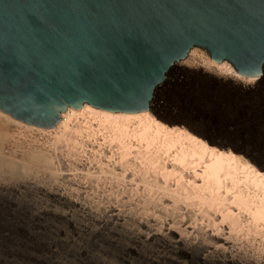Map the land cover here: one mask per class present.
Segmentation results:
<instances>
[{
  "label": "bare ground",
  "instance_id": "obj_1",
  "mask_svg": "<svg viewBox=\"0 0 264 264\" xmlns=\"http://www.w3.org/2000/svg\"><path fill=\"white\" fill-rule=\"evenodd\" d=\"M185 81L201 99L205 111L201 117L210 127L186 124L191 118L164 115L167 92ZM263 104L264 65L257 77L241 75L230 61H215L206 48L195 46L170 67L146 111L109 112L86 102L78 109L68 106L52 128L32 126L0 111V177L2 172L9 179L42 169L58 172L54 157L60 156L74 164L70 170H79L97 185L117 188L114 193L135 195L140 203L166 211L182 208L189 213L181 226L155 228L149 220L128 219L113 208L97 213L86 207L85 198L49 183L27 188L66 208L58 214L69 219L72 232L49 222L56 234L50 241L40 239L43 222L17 221V232L5 231V237L19 244L20 240L26 245L38 242L39 256L53 257L52 264H115L114 258L121 264H136L137 258L140 264H264V156L250 125L260 118ZM208 110L226 114L213 121ZM12 130L33 135L34 144L20 160L4 153ZM48 139L51 145L45 148ZM2 183L1 196L9 190V184ZM24 185H17L14 193L20 194ZM73 212L87 213L88 222L73 220ZM187 222L198 225L196 231L208 226L212 230L193 242L184 227ZM220 227L229 230L228 237L212 233ZM230 239L241 242L239 254ZM53 243H62L66 250Z\"/></svg>",
  "mask_w": 264,
  "mask_h": 264
},
{
  "label": "water",
  "instance_id": "obj_2",
  "mask_svg": "<svg viewBox=\"0 0 264 264\" xmlns=\"http://www.w3.org/2000/svg\"><path fill=\"white\" fill-rule=\"evenodd\" d=\"M264 65V0H0V111L52 128L67 107L149 109L190 50Z\"/></svg>",
  "mask_w": 264,
  "mask_h": 264
},
{
  "label": "rangeland",
  "instance_id": "obj_3",
  "mask_svg": "<svg viewBox=\"0 0 264 264\" xmlns=\"http://www.w3.org/2000/svg\"><path fill=\"white\" fill-rule=\"evenodd\" d=\"M183 79L184 78H181L182 81ZM185 82L186 83L182 82L178 84V87L176 89H170L167 92L166 94L167 105L164 109V115H166L169 118L180 119V120L191 118L192 120L190 122L188 121L189 123L186 122V124L189 125L191 124L194 126L206 125L207 127H210L209 123L206 120L202 119L201 117V115L205 113L204 107L201 105V99L198 97L197 94L194 95L192 93L191 90L192 88L188 84V82L190 81L188 80V82L187 81ZM183 86H185V88H183ZM261 108L262 109L259 111L260 118H256L257 120L254 119V121L250 125H252L253 127V131L251 133L253 134L254 140H256L257 144L259 145L258 152H260L264 156V104L261 106ZM209 112L211 114L213 121H220L222 118L224 119V114H226L225 112H220L219 114L218 113L216 114L214 113L213 110H208V113L207 112L206 113L209 114ZM13 134H14L13 138H11L12 140L9 139V141H6L7 143L5 142L3 148L4 153L7 154V156H11L15 158V160H20L21 157L23 156V155L21 156V154L27 151L29 147L34 144L32 138L33 135L31 136L30 135L31 133H27L26 136H24L23 134L22 135L18 134V132L15 131ZM234 139L235 138L233 137V140ZM46 143L48 144L45 148L51 145L49 139L46 140ZM62 159L63 158H61L60 156L54 157V164H55L54 166L60 169V171L58 172L57 171L55 172L56 169H53V172L52 169L51 170L42 169V171L40 172L37 171L35 172L33 171L31 173L28 172L24 178H20V179H9V177L7 176L8 174L6 172L1 173L0 181L9 184L7 185L9 187V190L8 192L4 193L7 196V198L5 197L4 194H2V196L0 195V264H52L53 261L51 260H54V258L51 256H47L45 258L43 256H39L40 253L42 254V252H39L41 248L38 242L30 243L26 239V241L29 242V245H26V243H24V240H20L21 242L19 244L17 240L11 239L9 237H5L4 235L5 231L8 232L15 231L14 229L17 228L15 226V222L17 221L22 222L24 224L36 223L37 225L43 222L42 224L39 225L43 230L40 239L43 238L52 241V239L55 238L56 236L55 228H50L48 226L49 222L50 223L55 222L56 225L58 226L60 225L64 227L68 234L72 232V227H70L68 224L69 219L59 217L60 215L58 214L63 210H65L66 208H62L60 204L58 205L57 203H55V201L51 200V198L49 199L48 197L42 195L41 193H37L36 190L30 191L31 189L27 188V186L55 183L56 187L53 186L54 188H59L60 190H63L72 196L79 195L82 198H85L84 201L86 203V207L88 205L87 208L97 213H102V212L104 213L110 208H113L116 210V212L119 211L121 215L127 216L128 219L134 218L140 220H149L154 226L156 225L155 228L163 227V226L166 227L168 225L181 226L182 219L187 221L186 219L188 218L189 215L187 209L184 210L180 208L174 211L175 212L174 213L170 210L166 211L162 209V207L160 206L158 207L157 205H152V204L144 205L138 201L137 196L134 198L135 195L132 194L129 195V193H124V194L114 193L117 191L116 190L117 188H110V185L108 184L97 185L96 183L87 180L85 177L83 178L79 170H70V166L74 167V164L72 165L70 162ZM20 184L23 185L25 184L24 185L25 187H22L21 193L16 195V193H14L16 190V186ZM114 189L116 191H114ZM20 195L24 197L22 198V196ZM11 198L14 199L12 200ZM26 205L27 207H25ZM88 210H86V212H88ZM41 211H46V213L41 214L44 218L41 215H40L41 217H38V213ZM71 218L73 220H78V221L84 220V222L85 221L88 222L89 220V217L87 216V213L85 214V212L83 213L73 212V214H71ZM222 225L224 227L225 226L228 227L226 223ZM193 226L196 227V225H193L190 222H187L184 226L189 230V233L187 232L188 234L187 233L186 234L189 236L191 233L189 237L191 241L194 240L193 242L196 241L198 242L199 240H202L201 237L203 238V232L206 231L207 229H208L207 231L210 232L212 230V227L208 226L205 227L206 229L203 228V230L196 231V229H199L198 225L196 228L192 229ZM220 228L218 229L219 231L217 230L212 233L214 234L217 233L216 235H219L223 238L228 237L227 235L229 233V230L222 227ZM16 232L17 231H15L14 233ZM230 241L231 244H234L233 245L234 253L239 254L242 251V246H240L241 242L235 240L233 241V239H230ZM53 245H56V247L59 250L62 251L66 250L65 249L66 247H64L62 243H53ZM49 258L52 259L50 260ZM139 261L141 262L140 258H137L136 264H140ZM114 263L121 264L120 260L116 258H114Z\"/></svg>",
  "mask_w": 264,
  "mask_h": 264
}]
</instances>
